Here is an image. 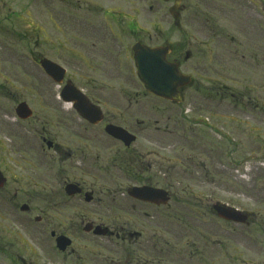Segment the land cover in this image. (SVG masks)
Here are the masks:
<instances>
[{"label":"flooded vegetation","instance_id":"obj_1","mask_svg":"<svg viewBox=\"0 0 264 264\" xmlns=\"http://www.w3.org/2000/svg\"><path fill=\"white\" fill-rule=\"evenodd\" d=\"M46 4L44 31L32 22L34 34L13 35L30 42L26 48L0 38V264H160V214L174 194L166 189L170 202L160 206L129 193L134 187L160 190V106L178 114L182 106L148 93L134 47H169L168 62L193 79L180 90L184 100L242 97L258 107L264 103L256 90L264 89V0H206L203 50H188L187 33L175 26L166 33L162 19L148 32L145 17L128 10L129 0L105 8L93 2L83 7L79 0ZM6 8L0 0V12ZM10 18L3 14L0 23ZM42 43L44 52L38 51ZM44 59L64 70L60 81L43 69ZM218 65L222 77L206 85L199 77ZM229 68L237 71L236 89L226 84L234 79ZM72 87L84 113L68 101ZM112 125L134 141L111 135ZM193 200L178 204L199 205L188 210L228 222L214 211L223 203ZM174 212L180 225L183 211ZM97 227L106 235L95 234ZM214 245L218 249L206 241L202 251L213 262L225 251L222 243Z\"/></svg>","mask_w":264,"mask_h":264},{"label":"rangeland","instance_id":"obj_2","mask_svg":"<svg viewBox=\"0 0 264 264\" xmlns=\"http://www.w3.org/2000/svg\"><path fill=\"white\" fill-rule=\"evenodd\" d=\"M33 1L6 0L7 8L0 12V20L3 14L11 17L0 23V38L5 42L13 39L21 44L19 48H26L30 42L21 43L13 35L24 37V34L35 32L29 27L30 16L35 26L44 31L46 0H37L36 4ZM69 1L75 4L78 0ZM79 1L83 7L93 2L105 8L122 4L124 0H116L114 4L115 0ZM129 1L133 5L128 10L139 19L145 17L143 26L148 32L154 33L152 26L160 19L164 31L172 32L174 25L169 9L173 2ZM206 13V0L182 3L179 10L181 31H185L187 36L184 34V38L193 43L188 50L205 49L200 43L205 42L207 36ZM70 23L76 26L75 22ZM30 50H34L32 44ZM44 50L42 43L38 51ZM229 70L234 79H227L226 84L236 89L239 84L232 81H237V71ZM221 77L222 67L218 65L215 69L209 67L199 78L210 86L209 79L220 80ZM256 90L261 91L257 95L263 97L264 89L256 87ZM181 106L179 114L168 105L160 106V143L165 148L160 150L165 159L160 168V176L164 178L160 187L170 189L174 194L170 207H165V212L160 214L163 215L160 217V264H264V103L257 107L242 97H225L221 102V99L208 100L199 95L186 97ZM168 116H171L170 120ZM200 197L248 212L249 224L217 222L210 213L198 217L188 208L199 205L178 204L179 200L198 202ZM175 209L183 211L179 216L182 218L180 225ZM203 235L208 238H202ZM206 241L214 250L219 247L215 243H222L225 251L220 259L213 262L203 256ZM191 253H194L193 258Z\"/></svg>","mask_w":264,"mask_h":264},{"label":"water","instance_id":"obj_3","mask_svg":"<svg viewBox=\"0 0 264 264\" xmlns=\"http://www.w3.org/2000/svg\"><path fill=\"white\" fill-rule=\"evenodd\" d=\"M174 1L175 4L172 8H170V14L173 17H176L178 15V9L180 8V5L184 0H174ZM176 25L180 27V23L178 21H176ZM135 53H136L135 54L136 66L138 68L139 78L144 83L147 91L154 96L169 101H173L175 103H182L183 99H182V95L179 92V89H182L190 85L192 78L188 75L182 74L178 66L172 65L167 61L169 48L164 47L160 49H151L145 46H141L135 48ZM159 64H160V78L158 76ZM42 66L54 80L60 81V79L58 78L61 77V73L57 74L56 70L57 69L59 70L57 65L53 64L48 60H45L42 62ZM68 92L70 93L69 95L70 99L68 101L74 102L77 111L80 113H84L79 108L80 100L76 90L74 88H69ZM84 115L86 117L88 116L86 114ZM90 121L93 122L92 119H90ZM108 130L110 134L113 135L114 137L121 139L123 141H128L127 142L128 144L132 142L130 140L131 135L128 134L124 129L116 126H110L108 127ZM130 196L144 202H152L155 203L156 205H165V206L169 204L171 199L167 191L163 189L156 190L149 187H135L130 192ZM215 211L218 213L219 217L227 221H233L242 224L247 222V218H248L247 215H244L235 210L220 206H215ZM106 233L107 231L103 230L100 227H98L95 231V234L97 235H105ZM62 240H59V243ZM60 245L63 244L60 243Z\"/></svg>","mask_w":264,"mask_h":264}]
</instances>
